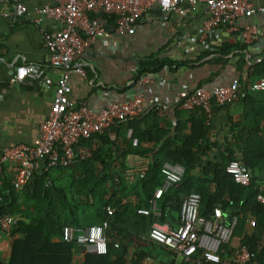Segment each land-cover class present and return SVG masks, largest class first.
Masks as SVG:
<instances>
[{"label": "crops", "instance_id": "obj_1", "mask_svg": "<svg viewBox=\"0 0 264 264\" xmlns=\"http://www.w3.org/2000/svg\"><path fill=\"white\" fill-rule=\"evenodd\" d=\"M13 1L0 0V149L34 143L41 124L48 117L55 83L62 75V69L50 63L43 39L44 32L57 31L62 23L51 17L43 18L39 25L32 22L38 16L36 9L55 5L56 0H18L26 5L27 12L17 22L8 15ZM249 1L254 7L264 6V0ZM181 6L184 14L165 13L153 5L138 19L134 33H112L107 38L96 39L76 54V65L84 68L85 75L72 71L68 77L70 100L75 105H89L99 110L112 101L141 94L154 99L162 109L158 126L163 133L159 141L151 132L147 140L138 142L135 131L122 124L111 126L92 138L93 149L89 158L54 171L55 181L71 205V211L63 213L68 221L97 224L104 215L105 204H113L109 207L113 209L117 224L110 228L108 241L125 247L122 264H193L183 260L181 255L145 240L149 218L138 213L137 208L147 204L155 182H144V176L165 140L176 134V122L182 121L186 128L189 111L180 106L175 91L189 90L207 77L210 80L205 85L209 87L228 84L243 72L239 58H244L247 64L264 58V14L239 17L234 30L219 26L205 31L202 26L207 17L205 4L200 3L195 11L190 10L187 2ZM88 16L103 18L104 14L90 12ZM245 25L255 26L258 36L246 43L244 50L234 49L225 55L228 63L224 66L212 63L225 43H245L240 37ZM152 56L187 63L147 74L148 80L138 84L134 75L140 63ZM24 64L33 65L34 70L22 81L11 84L9 79L16 67ZM47 79L51 80L49 84ZM257 120L255 127L260 131L255 132L253 138L264 134V90L251 91L239 102L213 106L208 123L210 147L202 156L203 161L213 158L226 146L240 155L246 141H250V123L252 125ZM7 179L14 180L11 165L0 173V189ZM73 180L82 183L78 189L72 185ZM112 191L115 194L112 195ZM263 209L260 206L259 210ZM252 218L255 219L249 213L241 232L234 234L233 246L243 242L245 234L253 230L249 223ZM166 221L170 226L179 223L171 216H167ZM23 237L19 232L7 234L0 231L2 264L10 262L14 240ZM51 240L59 242L61 238L54 235ZM261 243L264 244V232ZM228 251L229 247L225 245L220 248L223 255ZM85 257L86 253L73 248L69 263L84 264ZM252 264L260 262L253 261Z\"/></svg>", "mask_w": 264, "mask_h": 264}, {"label": "built area", "instance_id": "obj_2", "mask_svg": "<svg viewBox=\"0 0 264 264\" xmlns=\"http://www.w3.org/2000/svg\"><path fill=\"white\" fill-rule=\"evenodd\" d=\"M183 2L188 3L191 11H195L200 3L205 4L207 17L202 21L205 31L219 26L234 30L235 21L239 17L264 14V6L254 7L249 0H56L55 5H44L36 9L38 16L32 19L35 25H39L45 17L62 23L61 29L51 33H45L40 28L44 32V46L49 52V61L62 69V75L55 83L48 117L41 124L34 143L0 149V173L7 165L13 167L15 192L21 191L36 173L47 174L56 166L67 167L89 158L93 149L90 139L104 129L126 118L140 116L149 106H156L158 113L162 112L154 99L141 94L131 99L112 101L99 110L89 105H75L70 100L68 77L72 71L85 75L84 68L76 65V54L96 39L107 38L112 33H134L138 19L153 5L165 13L184 14L181 6ZM26 12V5L14 0L8 15L13 22H17ZM90 12L112 17L113 24L108 25L102 17H89ZM257 36L258 30L252 25H245L240 31V37L245 43L253 41ZM33 70L30 64L17 66L9 82H20ZM241 75L234 76L225 85H199L189 90L175 91L180 98V106L186 110L202 112L208 124L213 106L239 102L251 91L264 90V76L245 88L240 81ZM146 80L148 75H142L137 83ZM46 82L49 84L51 80L47 79ZM226 170L236 183H250V172L238 159L230 160ZM184 173L185 166L180 162L166 160L162 163L161 182L151 192L147 204L137 208L138 213L152 217L145 240L181 255L188 263L248 264L253 253L244 241L232 245L237 216L223 222L220 219L225 220L227 214L215 208L213 219H201L198 213L201 197L198 192L191 191L183 197L177 226L172 227L167 221L159 220L164 214L160 204L163 195L182 180ZM50 182L48 177L46 183ZM257 199L263 203L264 195L258 194ZM2 201L0 196V231L9 234L15 218L10 213L2 212ZM107 213L113 214V209L108 207ZM249 223L254 227L255 220L252 218ZM108 228V219L91 225L66 224L62 227L60 238L84 253L105 254L108 252ZM223 245L229 247L228 253L224 255L220 253ZM114 246L118 244L114 243Z\"/></svg>", "mask_w": 264, "mask_h": 264}, {"label": "trees", "instance_id": "obj_3", "mask_svg": "<svg viewBox=\"0 0 264 264\" xmlns=\"http://www.w3.org/2000/svg\"><path fill=\"white\" fill-rule=\"evenodd\" d=\"M103 19L107 21L108 25L113 24L112 17L110 18L104 14ZM246 46V43L241 45L225 43L218 57L211 61L214 64L224 66L228 63V58L225 55H228L234 49L244 50ZM239 59L240 65H243L242 73H245V75L240 76L243 87H249L256 79L264 76V58L252 64H247L242 57ZM186 63V61H173L152 56L140 63L134 75V80H138L142 75L159 72L164 67L170 68L174 64L182 65ZM209 80L210 77L204 78L197 86L205 85V82ZM188 111L189 117L185 122L186 128L184 129L182 121L178 120L176 122V134L166 139L162 144L158 157H153V161L143 179L144 182L148 181L151 184L155 182V186H157L162 178V163L166 160L180 162L185 166L182 180L164 194L160 201L164 214L159 220L163 222L166 221L167 216H171L173 220L179 222L182 199L191 191L200 194L198 213L201 219H213L215 208H219L227 214L225 220L220 219L223 222L237 216L234 234L241 232V228L250 213L255 218V225L250 234L244 236V243L253 253L248 264H252L253 261L264 264V244L261 243V235L264 232V209L259 210L260 206L264 207V202L260 203L257 199L258 194L262 193L264 195V134H258L255 138L252 137L255 132L259 133L260 131L259 127H255L259 120L255 123L252 122V125L250 123V141L248 143L246 141L240 155L226 146L220 149L219 153L213 158L203 161L202 156L208 152L210 147L208 141L209 127L205 123V116L202 112L196 109ZM158 120L159 113L156 106H149L140 116L126 118L119 122L117 126L122 124L126 128L135 131L138 142L147 140V135L151 132L155 134V139L159 141L163 130L158 126ZM152 139H154V135ZM232 159H238L250 172L251 179L248 185L236 183L232 175L227 172L226 165ZM83 161L79 160L77 162ZM56 168H62V166L54 167L47 174L36 173L19 192L14 191V180L10 181L8 179L0 189V196L3 199L1 203L2 212L10 213L15 218L11 233L19 232L24 235L23 238L14 240L8 264H70L69 259L74 248L73 245L62 240L53 242L51 237L54 235L61 237L62 227L66 224L78 226L82 224L72 223L63 215L65 211H71V205L68 199L65 198L64 191L55 181L54 171ZM195 170L196 172H194ZM48 177L51 179L50 184L46 183ZM81 184V182L72 181V185L76 189ZM155 186L153 185L151 192ZM113 194H115V191H112ZM110 205L113 206L112 203ZM109 206L105 204L104 215L99 222L108 219L107 236H109L110 228L117 224V219L113 217L114 214L108 215L107 213ZM143 216L149 218L150 225L152 217L144 214ZM124 257L125 247L120 245L115 247L114 244L112 245L108 241L107 253H86L84 264H122ZM0 264L2 263L0 262Z\"/></svg>", "mask_w": 264, "mask_h": 264}, {"label": "water", "instance_id": "obj_4", "mask_svg": "<svg viewBox=\"0 0 264 264\" xmlns=\"http://www.w3.org/2000/svg\"><path fill=\"white\" fill-rule=\"evenodd\" d=\"M245 53H248V51L246 50Z\"/></svg>", "mask_w": 264, "mask_h": 264}]
</instances>
